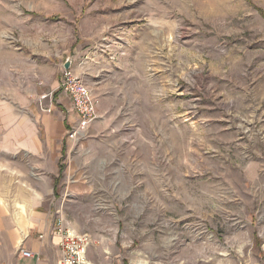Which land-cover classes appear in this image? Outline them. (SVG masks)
Here are the masks:
<instances>
[{"label":"rangeland","instance_id":"obj_1","mask_svg":"<svg viewBox=\"0 0 264 264\" xmlns=\"http://www.w3.org/2000/svg\"><path fill=\"white\" fill-rule=\"evenodd\" d=\"M67 59L98 110L62 159L88 259L264 264V0H0V145Z\"/></svg>","mask_w":264,"mask_h":264},{"label":"crops","instance_id":"obj_2","mask_svg":"<svg viewBox=\"0 0 264 264\" xmlns=\"http://www.w3.org/2000/svg\"><path fill=\"white\" fill-rule=\"evenodd\" d=\"M58 86L43 102L50 112L42 109L40 98L37 103L34 99L23 116L10 109L1 131L0 202L15 205L0 209V242L8 241L14 250V264H58L61 258L54 229L64 214L61 186L67 167L62 159L72 150L67 132L78 117ZM21 250L34 257H22Z\"/></svg>","mask_w":264,"mask_h":264},{"label":"built area","instance_id":"obj_3","mask_svg":"<svg viewBox=\"0 0 264 264\" xmlns=\"http://www.w3.org/2000/svg\"><path fill=\"white\" fill-rule=\"evenodd\" d=\"M58 90L71 100L78 122L67 132L68 138L77 142L87 133L88 129L98 119V110L92 91L85 84L83 78L74 73L72 69H63ZM54 92L40 97V106L44 111L51 109L43 105L44 101L52 98ZM54 234L60 238L61 258L58 264H94L87 252L92 244V238L87 234H79L69 227L64 217H60L56 223ZM22 257L32 259L34 256L27 250H21Z\"/></svg>","mask_w":264,"mask_h":264},{"label":"water","instance_id":"obj_4","mask_svg":"<svg viewBox=\"0 0 264 264\" xmlns=\"http://www.w3.org/2000/svg\"><path fill=\"white\" fill-rule=\"evenodd\" d=\"M63 68L65 70H70L72 68V60L71 59H67V61L63 65Z\"/></svg>","mask_w":264,"mask_h":264},{"label":"trees","instance_id":"obj_5","mask_svg":"<svg viewBox=\"0 0 264 264\" xmlns=\"http://www.w3.org/2000/svg\"><path fill=\"white\" fill-rule=\"evenodd\" d=\"M63 170V169H62Z\"/></svg>","mask_w":264,"mask_h":264}]
</instances>
